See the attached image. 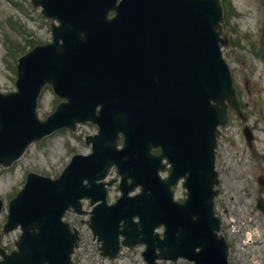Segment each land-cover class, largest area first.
Listing matches in <instances>:
<instances>
[{
	"label": "water",
	"instance_id": "95a60500",
	"mask_svg": "<svg viewBox=\"0 0 264 264\" xmlns=\"http://www.w3.org/2000/svg\"><path fill=\"white\" fill-rule=\"evenodd\" d=\"M32 3L60 24L52 25L51 43L19 59L18 91L0 93V166H11L33 142L61 128L75 131L77 124L92 122L99 131L86 138L92 152L75 155L59 178L28 175L9 204L4 227L8 233L21 226L19 251L5 255L0 248V264H72L79 237L62 216L71 206L83 214L84 197L92 204L101 201L89 225L103 242L105 256L118 255L123 235L126 246L146 244L147 264L158 259L176 264L179 258L228 264V246L218 234L214 211L217 136L219 126L229 122V108L245 116L221 51L229 39L223 34L220 0ZM112 11L126 18L109 20ZM118 45L129 55L132 89L114 79L121 67ZM46 84L67 100L41 120L38 99ZM120 133L122 149L117 148ZM164 141L171 142L164 153L172 165L167 180L159 176L165 168L162 156L152 154ZM113 165L122 176V197L108 206L102 180ZM182 178L187 199L177 203L172 187ZM138 186L141 193L129 196ZM161 226L162 235L155 232Z\"/></svg>",
	"mask_w": 264,
	"mask_h": 264
},
{
	"label": "rangeland",
	"instance_id": "374dc122",
	"mask_svg": "<svg viewBox=\"0 0 264 264\" xmlns=\"http://www.w3.org/2000/svg\"><path fill=\"white\" fill-rule=\"evenodd\" d=\"M31 1L0 0L2 93L15 90L19 56L12 50L20 51L24 47V51L28 52L32 48L28 42L38 45L52 40V20L44 17L41 8H35ZM225 2L227 12L224 32L229 37V46L223 47V56L230 67L247 122L244 123L231 110L230 122L221 130L216 160L220 179L216 213L222 224L228 227L227 234L224 231L223 233L229 246L236 240L233 249L229 248V264H264V244L256 245V242L263 238L260 227L248 228V233L240 241L237 240L235 232V222L238 218L245 217V223H241L243 226L251 223L254 218L256 224H264V218L255 210L256 200L264 198V186L258 181L260 175L264 174V0ZM10 21L17 23V28L11 27ZM12 41L21 47L13 46L11 50ZM59 102L52 90L45 88L39 99V117L45 119ZM245 124L254 134L251 146L243 134ZM96 132L97 127L92 124L78 126L76 132L59 130L41 142L31 145L12 167L0 168V197L5 202L4 209L0 212V232L7 219V204L23 187L26 175L35 172L53 179L58 177L74 154H88L91 151L90 146L85 143V138ZM115 178L117 173L112 169L107 180ZM117 185L118 183L109 188V204H113L121 195ZM174 192L177 201L185 199L186 191L182 183ZM83 208L87 211L91 209L88 200L83 201ZM64 219L80 232L81 241L74 256V264H112L111 260L100 255L99 245L93 240L87 223L89 215L79 216L69 211ZM230 224H233L232 228H229ZM19 235V229L3 234L2 246L9 252L15 249L14 244ZM142 251L143 248L125 249L116 262L146 264ZM184 263L178 261V264ZM160 264L173 263L166 261Z\"/></svg>",
	"mask_w": 264,
	"mask_h": 264
},
{
	"label": "flooded vegetation",
	"instance_id": "af4514ba",
	"mask_svg": "<svg viewBox=\"0 0 264 264\" xmlns=\"http://www.w3.org/2000/svg\"><path fill=\"white\" fill-rule=\"evenodd\" d=\"M111 17H115V14L114 13H110L109 14V18H111ZM127 78H128V75L124 71H121L120 70V71L117 72V74H116V76H115L114 79H115L116 82H119L120 83V82H124ZM158 152H160V151H158ZM167 172H169V168L167 169V171H165L163 173V175L165 173H167ZM164 176H166V174ZM260 199H261V200H259L260 203L263 204V206H264V198L261 197ZM255 209L257 210L256 204H255ZM257 211L264 218V214L261 213L259 210H257ZM226 213H228L227 210H226ZM237 217H239V216H237ZM237 226H238V224H237ZM232 227H233V225L230 224L229 225V228H232ZM252 227H260L261 232L264 235V224L262 222H259V223L256 224V221H255V218H254V220H252L251 223H248L245 226H241V224L239 225L238 230H237V240L240 241L243 236L245 237V235L248 233L247 232L248 228H252ZM223 229H224L225 234H227L228 227L226 225H224V228ZM263 235H262L263 238L260 241L256 242V245H263L264 244V236ZM235 242H236V240H235ZM235 242L234 241L231 242V244H230L231 249H233Z\"/></svg>",
	"mask_w": 264,
	"mask_h": 264
},
{
	"label": "trees",
	"instance_id": "16d2710c",
	"mask_svg": "<svg viewBox=\"0 0 264 264\" xmlns=\"http://www.w3.org/2000/svg\"><path fill=\"white\" fill-rule=\"evenodd\" d=\"M225 2V0H223ZM31 45H33V43H31ZM21 52L24 51L23 48L20 50Z\"/></svg>",
	"mask_w": 264,
	"mask_h": 264
}]
</instances>
